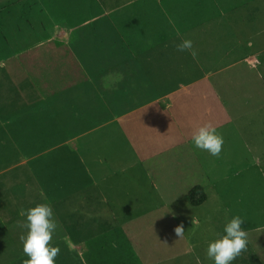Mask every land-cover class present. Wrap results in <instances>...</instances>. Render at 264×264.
I'll use <instances>...</instances> for the list:
<instances>
[{"label":"rangeland","instance_id":"obj_1","mask_svg":"<svg viewBox=\"0 0 264 264\" xmlns=\"http://www.w3.org/2000/svg\"><path fill=\"white\" fill-rule=\"evenodd\" d=\"M31 1L0 5V264L44 202L55 264H213L233 215L231 264H264V0ZM204 124L219 156L191 143Z\"/></svg>","mask_w":264,"mask_h":264},{"label":"clouds","instance_id":"obj_2","mask_svg":"<svg viewBox=\"0 0 264 264\" xmlns=\"http://www.w3.org/2000/svg\"><path fill=\"white\" fill-rule=\"evenodd\" d=\"M192 47L190 40H183L175 45L176 51L184 52ZM191 143L194 148L208 152L211 156H219L224 144L223 136L211 124H204L192 133ZM23 227L26 232L21 235L22 252L27 257L24 264H55L60 252L58 246L50 241L57 229V222L51 205L38 203L34 207L22 210ZM245 221L239 215H233L224 224L222 235L209 242L206 253L213 264H231L247 245V232L241 227ZM191 225L200 226L199 219H192ZM175 234L183 236L182 226H177Z\"/></svg>","mask_w":264,"mask_h":264},{"label":"trees","instance_id":"obj_3","mask_svg":"<svg viewBox=\"0 0 264 264\" xmlns=\"http://www.w3.org/2000/svg\"><path fill=\"white\" fill-rule=\"evenodd\" d=\"M120 77L121 74L118 71L107 72L104 76H101V78H103V80L100 79L101 85L104 89L110 90L113 84L118 81ZM187 198L189 199L192 207H199L203 205L206 199V195L203 193L202 185H200V183H196V185L193 187V190H190V194L189 196H187Z\"/></svg>","mask_w":264,"mask_h":264},{"label":"crops","instance_id":"obj_4","mask_svg":"<svg viewBox=\"0 0 264 264\" xmlns=\"http://www.w3.org/2000/svg\"><path fill=\"white\" fill-rule=\"evenodd\" d=\"M37 1V0H36ZM40 2V1H39ZM47 2H55L58 4V2L54 1V0H47ZM60 2V1H59ZM34 4L31 0H0V5L4 4V5H11V6H22L24 7L25 4ZM41 3V2H40ZM87 22V21H86Z\"/></svg>","mask_w":264,"mask_h":264}]
</instances>
